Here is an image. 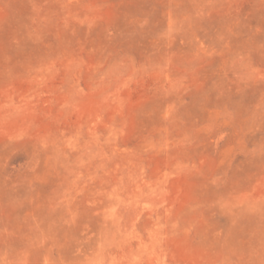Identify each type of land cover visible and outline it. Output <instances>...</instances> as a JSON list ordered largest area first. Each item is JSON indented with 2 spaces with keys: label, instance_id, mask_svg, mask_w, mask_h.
<instances>
[{
  "label": "rangeland",
  "instance_id": "1",
  "mask_svg": "<svg viewBox=\"0 0 264 264\" xmlns=\"http://www.w3.org/2000/svg\"><path fill=\"white\" fill-rule=\"evenodd\" d=\"M0 264H264V0H0Z\"/></svg>",
  "mask_w": 264,
  "mask_h": 264
}]
</instances>
